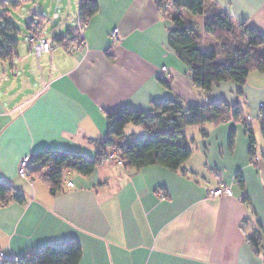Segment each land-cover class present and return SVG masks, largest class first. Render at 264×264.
<instances>
[{"label": "crops", "instance_id": "1", "mask_svg": "<svg viewBox=\"0 0 264 264\" xmlns=\"http://www.w3.org/2000/svg\"><path fill=\"white\" fill-rule=\"evenodd\" d=\"M213 2L255 32L245 41L263 53L264 0H206V7ZM97 5L80 49H72L77 25L46 34L40 17L32 35L48 38L50 52L37 59L27 41L18 42L11 60L0 56V179L25 196L23 204L0 207V249L31 258L46 245L76 240L78 264H264V72H251L244 85L196 89L168 44L172 10L163 13L158 0ZM183 14L204 48L217 44L205 31V15ZM115 27L117 40L110 37ZM167 98L184 105L224 100L242 116L186 128L191 156L169 167L134 170L102 159L88 176L72 171L73 186L63 182L55 193L35 173L31 180L18 176L20 159L38 151L95 158L108 137L107 113L121 107L150 113ZM142 129L127 125L123 141L145 137ZM219 181L231 195L209 198ZM260 228L255 252L247 237Z\"/></svg>", "mask_w": 264, "mask_h": 264}, {"label": "trees", "instance_id": "2", "mask_svg": "<svg viewBox=\"0 0 264 264\" xmlns=\"http://www.w3.org/2000/svg\"><path fill=\"white\" fill-rule=\"evenodd\" d=\"M3 1L5 4H2ZM27 1L0 0V10L5 8L2 13L7 16L8 9L17 10ZM158 7L165 14H169V10L173 11L170 15L172 26L168 29V44L187 66L190 81L196 89L207 93L214 85L227 81L244 85L251 72H264V51L259 53L255 46L237 35L243 32L252 37L255 32L247 28L244 22L234 21L216 3L206 7V0H158ZM97 10V0H79L78 17L81 20L87 21ZM183 11L189 16L205 15L204 28L216 40L215 46L203 47L193 22ZM4 30L9 34H18L17 28L8 21L5 22ZM5 32L0 31V56L7 61L16 52L19 41L8 37ZM62 39L64 36L54 37L58 42ZM241 116L242 110L238 105H231L224 100L184 105L180 100L167 98L154 104L150 113L121 107L106 114L109 133L105 140L99 142L95 158L64 151H38L33 155L31 165L35 175L47 181L51 193L61 190L63 170L88 176L107 155L109 147L121 150L125 168L138 170L150 165L169 167L175 162H185L191 156L192 149L184 136L186 128L216 125L230 117L239 120ZM129 124L143 126L147 135L124 142L123 131ZM250 139L253 145L252 136ZM250 155L251 160H254L256 155L253 147ZM46 162H51V168L43 174L37 173L38 167ZM11 201L23 204L25 196L10 182L0 179V207ZM260 237L261 228L247 237L255 252L260 250ZM80 257V244L70 240L60 246L46 245L31 258L23 257L21 261L25 264H78Z\"/></svg>", "mask_w": 264, "mask_h": 264}, {"label": "rangeland", "instance_id": "3", "mask_svg": "<svg viewBox=\"0 0 264 264\" xmlns=\"http://www.w3.org/2000/svg\"><path fill=\"white\" fill-rule=\"evenodd\" d=\"M78 1L79 0H28L18 10L8 9L9 15L7 16L2 13L3 9H5L3 8L0 10V15H2V17H0V31L5 32L4 25L5 22L8 21L17 28L18 34H9L5 32L6 35L10 38L17 39L20 45L26 46L28 38L33 33L31 27H33V25L35 26V24L40 21V17H42L46 34H52L53 32V34L64 35L66 30L77 25ZM2 4H5V1H3ZM238 34L239 37L244 40L248 37L247 34L243 32H238L237 35ZM34 35L40 34L35 33ZM142 132L146 133V130L142 129ZM109 150H111L110 147Z\"/></svg>", "mask_w": 264, "mask_h": 264}, {"label": "built area", "instance_id": "4", "mask_svg": "<svg viewBox=\"0 0 264 264\" xmlns=\"http://www.w3.org/2000/svg\"><path fill=\"white\" fill-rule=\"evenodd\" d=\"M87 21L81 20L79 17L77 18V38H75V42L73 45V50L80 49L81 46L85 44V31L87 29ZM110 37L113 40L118 39V28H113L110 32ZM28 43L30 45V51L31 53L38 59L41 57L42 54L48 53L52 49V43L48 38L40 35H31L28 38ZM14 53L12 54V57H14ZM166 70L165 67H161L160 72L163 73ZM261 110V116L264 114V104H261L260 106ZM34 154L31 155H25L23 156L18 164L17 167V174L20 178L31 180L33 179V173H35L33 166L31 165V159ZM257 157L254 158L253 161H255ZM103 160L108 162H113L117 165H123V156L120 149L111 148V150L108 151L107 155L103 158ZM52 164L51 162H46L44 164H41L38 168L39 171L37 173L43 174L47 172L51 168ZM71 170H63V182L69 186H73V182L69 179V176L71 175ZM219 179L222 176L221 171L217 172ZM231 195V188L228 184H226L223 181H219L218 184L214 187L208 190L207 196L209 198H215L220 196H230ZM164 199V197H162ZM21 258L23 256H17L9 253H5L0 249V264H25L24 261H21Z\"/></svg>", "mask_w": 264, "mask_h": 264}]
</instances>
